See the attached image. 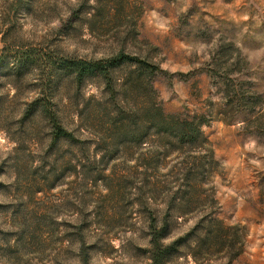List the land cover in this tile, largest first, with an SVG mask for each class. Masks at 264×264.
I'll return each mask as SVG.
<instances>
[{"label": "rangeland", "instance_id": "374dc122", "mask_svg": "<svg viewBox=\"0 0 264 264\" xmlns=\"http://www.w3.org/2000/svg\"><path fill=\"white\" fill-rule=\"evenodd\" d=\"M77 3L0 0V39L10 51L0 53V264H84L80 253L85 264H150L148 215L151 210L159 219L164 207L155 200L138 203V193L125 188L128 164L99 161L100 154L92 155L85 179L92 183L83 186L73 162L67 170L61 164L63 156L77 155L73 147L61 142L48 148V126L36 115L20 121L34 95V76L16 80L3 72L13 61L11 51L25 48L74 58L122 48L157 63L163 107L204 115L202 130L218 161L212 175L218 205H171L181 214L172 212L164 242L211 213L229 233L223 247L193 234L164 264H264V0H92L69 24ZM221 45L229 47L224 68L210 76L207 65ZM227 75L234 79L228 98L227 88L216 86ZM59 84L63 126L99 140L92 95L99 97L100 80L86 79L79 91L69 79ZM38 208L49 227L28 236ZM81 224L87 225L83 246Z\"/></svg>", "mask_w": 264, "mask_h": 264}, {"label": "trees", "instance_id": "16d2710c", "mask_svg": "<svg viewBox=\"0 0 264 264\" xmlns=\"http://www.w3.org/2000/svg\"><path fill=\"white\" fill-rule=\"evenodd\" d=\"M89 1L92 0H78L69 13V24L77 20ZM22 6L28 8L30 5ZM0 42V53L5 54L9 50L4 45V37ZM228 50L229 47L222 45L217 48V56L211 57L206 68L210 76H217L216 72L224 68L222 59ZM47 52L31 48L11 51L13 61L3 74L16 80L34 76V95L24 103L20 121L36 115L48 126V148H56L61 142L73 147L77 152L75 157L65 155L61 158L64 170L73 162V172L76 176L81 174L84 177L81 184L87 186L92 183V179L85 181L92 173V155L100 154L99 161L119 159L128 164L123 174L128 178L125 188L128 187L130 193L133 190L134 195L138 193L137 202L151 205L150 201L155 200L158 205H164L159 219L151 210L148 215L150 264H164L167 257L177 252L179 246L196 233L202 236V240L210 241L212 246L222 243L223 247L229 233L214 213L197 220L184 235L164 242L171 230L169 217L172 212L181 214L171 205H218L212 184L218 161L202 130L207 123L204 115L171 112L163 107L155 86L156 76L162 72L160 66L122 48L97 58H74L68 54L59 56ZM121 68L126 71L123 77H118L117 72ZM61 78L64 82L69 79L76 91L86 79L100 80L99 97L92 95V112L97 111V122L101 127L99 140L80 137L61 123L55 91ZM233 80L231 75H227L216 85L227 88L224 92L227 98ZM136 174L141 176L140 181H135ZM33 216L27 234L39 237L49 227L47 217L39 208ZM86 226L81 224L78 227L81 246L84 245ZM79 258L82 263L87 262L85 254L80 253Z\"/></svg>", "mask_w": 264, "mask_h": 264}]
</instances>
